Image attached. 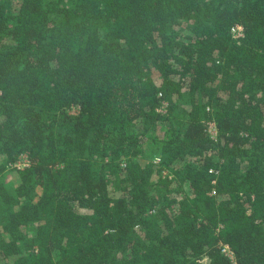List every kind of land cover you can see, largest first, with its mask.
Here are the masks:
<instances>
[{"label":"trees","instance_id":"obj_1","mask_svg":"<svg viewBox=\"0 0 264 264\" xmlns=\"http://www.w3.org/2000/svg\"><path fill=\"white\" fill-rule=\"evenodd\" d=\"M222 244L264 264V0H0V264Z\"/></svg>","mask_w":264,"mask_h":264},{"label":"rangeland","instance_id":"obj_2","mask_svg":"<svg viewBox=\"0 0 264 264\" xmlns=\"http://www.w3.org/2000/svg\"><path fill=\"white\" fill-rule=\"evenodd\" d=\"M209 130L213 136H216V127L214 123H210ZM145 155L148 161L158 162L160 160V152L158 148L147 147L145 151ZM20 161L24 163L26 161V156H22ZM203 261L206 264L208 263V259L206 257L203 259Z\"/></svg>","mask_w":264,"mask_h":264},{"label":"built area","instance_id":"obj_3","mask_svg":"<svg viewBox=\"0 0 264 264\" xmlns=\"http://www.w3.org/2000/svg\"><path fill=\"white\" fill-rule=\"evenodd\" d=\"M235 35L236 36H240L242 35V27L238 26L236 29H234ZM21 161L17 164L19 167L21 166ZM216 191L213 190L212 193H215ZM222 252L225 253V255H227L228 257L231 258L233 264H237L236 260H235V256L234 253L232 251V249L230 248V246L228 244H222Z\"/></svg>","mask_w":264,"mask_h":264}]
</instances>
